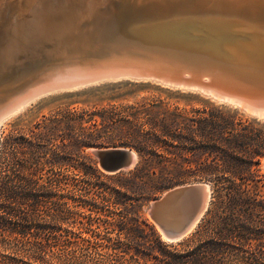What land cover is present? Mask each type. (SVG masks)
Here are the masks:
<instances>
[{"label": "water", "instance_id": "obj_1", "mask_svg": "<svg viewBox=\"0 0 264 264\" xmlns=\"http://www.w3.org/2000/svg\"><path fill=\"white\" fill-rule=\"evenodd\" d=\"M120 80L198 92L264 121V0H0V128L40 96ZM91 152L111 174L136 163L126 147ZM210 198L207 182L176 185L148 214L178 241Z\"/></svg>", "mask_w": 264, "mask_h": 264}, {"label": "rangeland", "instance_id": "obj_2", "mask_svg": "<svg viewBox=\"0 0 264 264\" xmlns=\"http://www.w3.org/2000/svg\"><path fill=\"white\" fill-rule=\"evenodd\" d=\"M246 120L251 121L255 132L264 131L263 120L198 92L153 82L120 80L40 96L6 119L0 133L16 131L17 135L37 144L34 156L38 161V173L58 189L66 191L69 183L77 179L89 177L92 181L96 180L94 175L102 174L97 182L103 187L126 193V196L119 195L121 203L108 202V210L118 211L117 220L121 215L138 220L144 234H149L150 230L143 224L154 225L148 214L150 202L168 188L180 184L207 182L211 189L205 170L214 163L225 167L228 160L221 151L223 148L227 153L231 146L241 150V137L233 138L228 131L235 128L234 134L244 133ZM112 147L132 149L136 153L135 165L114 174L106 172L91 149ZM263 161L264 156L257 168L259 174L264 175ZM258 185L264 202V181ZM69 194L77 195L72 190ZM68 202L71 211L80 209L72 200ZM262 204L261 208L248 210L247 214L241 211L245 227H251L254 232L248 235L242 229L238 234L246 239L243 248L257 254H264ZM224 212L223 208L222 213H218L219 220L227 217L228 213ZM88 213L86 209L81 211V215ZM91 217L93 220L89 221L73 214L66 219L63 225L67 238L64 264H110L100 243L93 236L91 238L92 232L122 238L126 234L117 228L106 229L97 215ZM202 217L194 229L209 218L207 215L202 220ZM154 227L162 240L168 241ZM82 238L90 242H83ZM229 251L237 250L230 248Z\"/></svg>", "mask_w": 264, "mask_h": 264}, {"label": "trees", "instance_id": "obj_3", "mask_svg": "<svg viewBox=\"0 0 264 264\" xmlns=\"http://www.w3.org/2000/svg\"><path fill=\"white\" fill-rule=\"evenodd\" d=\"M246 122L244 133L234 134L235 128L228 131L233 138L241 137V150L231 146L227 153L223 148L221 151L228 160L225 167L214 163L205 170L211 184V200L202 220L207 215L209 218L176 242L162 240L154 225L148 222L143 225L150 233L144 234L138 220L128 219L127 215L117 220L118 211L108 210V202L121 203L118 197L126 193L103 187L97 182L102 174L94 175L96 180L87 177L69 183L67 193L65 188L52 186L51 180L38 173L34 156L37 144L17 135L16 131L8 134L2 131L0 264H64L67 238L63 225L73 214L89 221L93 220L92 214L97 215L106 229L124 231L123 238L92 232L91 238L100 243L110 264H226V260L227 264H264V254L244 249L246 239L238 236L242 229L248 235L254 232L251 227H245L241 211L247 214L248 210L261 208L264 203L258 190L264 175L259 174L257 168L264 156V131L255 132L251 121ZM70 190L77 195L71 196ZM68 200L78 204L80 209L71 211ZM223 208L228 215L219 220L218 213H222ZM85 209L88 215H81ZM81 240L90 242V239ZM68 242L78 243L77 240ZM230 248L237 251L230 252Z\"/></svg>", "mask_w": 264, "mask_h": 264}]
</instances>
